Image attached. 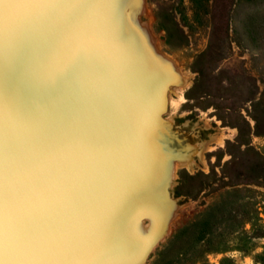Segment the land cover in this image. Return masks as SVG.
Here are the masks:
<instances>
[{
  "label": "rangeland",
  "instance_id": "rangeland-1",
  "mask_svg": "<svg viewBox=\"0 0 264 264\" xmlns=\"http://www.w3.org/2000/svg\"><path fill=\"white\" fill-rule=\"evenodd\" d=\"M11 5L14 70L42 116L33 97L0 88V264H264V0ZM57 91L83 115L59 157L66 127L41 124ZM42 162L68 186L58 224L20 236L40 219L17 206L47 186ZM24 172L38 182H19Z\"/></svg>",
  "mask_w": 264,
  "mask_h": 264
},
{
  "label": "bare ground",
  "instance_id": "bare-ground-1",
  "mask_svg": "<svg viewBox=\"0 0 264 264\" xmlns=\"http://www.w3.org/2000/svg\"><path fill=\"white\" fill-rule=\"evenodd\" d=\"M14 1L15 0H13V2ZM5 2H6V5H7L8 0H5ZM14 16H15V14L13 12V7L11 5L10 7L6 8V11L4 13L2 22H0V28H2L3 46H4L3 53H2V60H4L6 62V66H7V68H6L5 72H4V74L6 76L3 78V80L5 82L4 83L3 82L0 83V88L6 89L7 94L13 93L15 88H17L21 92L20 93V96H21L20 98L21 99L22 98L29 99V98L33 97L34 98V100H33L34 102H33L32 106H33L34 112L36 114L35 116H36L37 119H40L42 115H38V112H37V110H38V105L37 104L39 102V99L37 98V93H36L35 89L34 88L31 89L32 85L29 84L28 79H25V78H24V80L20 79L21 75H19L18 72H16L14 70L15 67L17 68L19 66H22V59H23L22 53L19 50H17L16 48H13V45L15 47L16 41L18 39L17 32H16L17 30L15 29V28H17V20H16V18ZM12 42H13V45H12ZM1 67L2 66H0V68ZM6 81L8 83H6ZM5 84H6V86L3 87L2 85H5ZM163 86H165V85H163ZM10 99L13 100V97L10 98ZM6 100H7V98H6ZM23 101H25V100H23ZM50 101H51V103L49 102V107H48V116L49 117L47 116L49 118V120L48 119H43L44 121L42 120L41 124L43 126H46L49 129H61L63 125L66 127L64 133L59 135V137L57 139V143H55V146L54 145L51 146L53 148V151L59 157V156H61V153H62L63 148H64V142H65L64 139L68 136V134L71 131V129L74 126H76V125H73L76 121H77L78 125H82V123H83V115H82V113L80 111H78L76 109L74 101L72 99L65 98L60 91L59 92L57 91L56 93H54L52 95V100H50ZM4 104H6V103H4ZM17 108H19V107H17ZM11 114H12V112H11ZM42 165L45 168V174L49 177L47 186L43 187L42 190H40V192H37V193H35L36 191H34V193L31 192V193H33L34 196L31 197L32 194H29L27 197L22 199L20 204L17 206L18 209H27V210L39 211L40 219L36 218L37 220L34 221L30 225H22V227L20 228V231H21L20 232V236L27 235V237H28L29 233H31L36 227H38V226H40L41 224H44V223H50V224H53V225L55 224L54 227H56V223L58 222L57 218H58V215H59L58 214V210L60 208V201H61L60 197H61L63 191L66 192L68 190V186H66L67 184L64 182V179L59 177L55 172H52L51 169L46 165L45 162ZM43 166H42V168H43ZM18 179H19V182L21 181V179L22 180L30 179V180L33 181V183H37L38 182L37 181L38 178L33 179V178L30 177V175L26 174L25 172L23 174L20 173V177ZM20 190H23V188H20V186L17 183L15 185V188H14L13 196H15V193H19V196H20L21 192H22ZM41 191H43V193L46 194L45 196L43 195L44 198L40 197L39 194H38V193L41 194L42 193ZM92 198L94 199L95 197H92ZM84 202L86 203L87 200L86 201L84 200ZM86 208H85V210H86ZM8 224H10V222ZM43 228L46 229L45 227H43ZM24 229H28V231L25 232ZM56 230H57V228H56ZM41 231H42V229H41ZM48 232H49V234H51V236L54 237V235H52V233H50V232H52V229L48 230ZM54 232H56V231H54ZM18 233H19V231H18ZM24 237H26V236H24ZM34 237L38 241H42V240H39V239L42 238L41 237V233H37L36 235H34ZM37 243H40V242H37ZM45 243H47V242H44V245H45ZM19 244H21V243H19ZM28 244H30V243H28ZM33 246L35 247L34 244H33ZM19 248L17 247L18 250H19ZM46 248H48V247L46 246ZM18 250H17V252H18ZM27 251L30 252L31 250H27ZM32 253L34 254V252H32ZM39 255H41V254L39 253ZM29 256H31V255H29ZM24 257H27V256H24ZM25 261H27V260L25 259ZM37 261H39V260H37ZM39 262H41V261H39Z\"/></svg>",
  "mask_w": 264,
  "mask_h": 264
},
{
  "label": "snow or ice",
  "instance_id": "snow-or-ice-1",
  "mask_svg": "<svg viewBox=\"0 0 264 264\" xmlns=\"http://www.w3.org/2000/svg\"><path fill=\"white\" fill-rule=\"evenodd\" d=\"M54 4H66L70 3L73 5H78L80 7H85L91 3H94L95 0H51ZM12 0H8L6 5L5 0H0V22H2L4 13L7 7H10ZM2 53H3V34L2 28H0V62H2ZM4 124H3V116H2V107H0V254H2L9 244L10 236L9 232L5 227V194L3 191V182H4V168H3V161H4ZM15 151L14 143L9 144V152ZM12 198L9 196L8 204L11 205ZM25 232L28 229H24Z\"/></svg>",
  "mask_w": 264,
  "mask_h": 264
}]
</instances>
